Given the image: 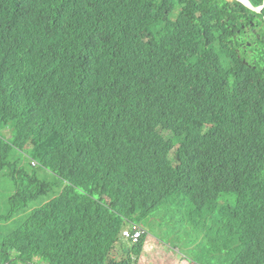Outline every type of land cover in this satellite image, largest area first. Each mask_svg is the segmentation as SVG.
<instances>
[{"label":"trees","instance_id":"obj_1","mask_svg":"<svg viewBox=\"0 0 264 264\" xmlns=\"http://www.w3.org/2000/svg\"><path fill=\"white\" fill-rule=\"evenodd\" d=\"M235 6L0 0V264H138L127 221L264 264V41L233 50Z\"/></svg>","mask_w":264,"mask_h":264},{"label":"rangeland","instance_id":"obj_2","mask_svg":"<svg viewBox=\"0 0 264 264\" xmlns=\"http://www.w3.org/2000/svg\"><path fill=\"white\" fill-rule=\"evenodd\" d=\"M263 27V28H262ZM142 36H145L144 34V29L142 28ZM259 34H255L253 35V39L252 40H263L264 37V25L260 24V29L258 30ZM257 31V32H258ZM256 42L258 43V41L256 40ZM259 44V43H258ZM262 44H264V42H262ZM0 134L7 137L8 140H10L12 138V127H8L5 130H0ZM165 136H170L171 133H165ZM35 164L33 165H37L36 162H34ZM0 179L3 181V184L5 186L10 185V182L7 180V178L5 177H0ZM47 181L50 183H57L59 184V180L52 174H49L47 176ZM7 209V211H6ZM10 206L7 203L5 206H1L0 207V215H6L9 212ZM17 221H19V219H17ZM16 222H11L7 225L2 226L0 224V233L1 232H7L8 230L12 229L15 226ZM144 227L146 228V232L148 234V236L146 238L149 237H157L158 239V245H156L155 248V252H167L170 251V248H178L179 251L184 252L186 255L192 256L193 258H195V261L197 264H203L204 259L200 258L197 256V254L194 252V247H193V242L189 239V238H185L183 237H179L177 234H173V231L170 230L168 227L166 226H160V225H155L153 223H151L150 221H146L143 223ZM123 246H118L116 248V251L118 252L119 259H122L123 256V251H122ZM145 250H147V247H144V252ZM147 252V251H146ZM151 257H155L154 255H148V253H143L142 258L139 260V264H146L148 259L151 260ZM152 262V260H151ZM153 264V262H152ZM167 264H174L172 261H169Z\"/></svg>","mask_w":264,"mask_h":264},{"label":"flooded vegetation","instance_id":"obj_3","mask_svg":"<svg viewBox=\"0 0 264 264\" xmlns=\"http://www.w3.org/2000/svg\"><path fill=\"white\" fill-rule=\"evenodd\" d=\"M261 6L262 5L257 6L255 8H260ZM238 8H239L238 6L237 7L235 6V7H232L231 9L227 10V11L231 12V14H232V16H233V18L237 24L233 23L232 26L227 27V29H231V27L233 29L229 31L230 35L226 36V38L228 39V42L230 43V46L237 53L240 51V47H242L243 40H245L246 43L251 44V41L253 39V35L254 34L257 35L259 33L258 30L260 29V24L264 25V17H262V15L264 14V10H262V12L260 14H257V13H254V12L248 10V8H245L243 6L244 9H246V10L252 12L253 14L257 15V16H254V15L246 14L243 10H240ZM239 16L244 17V19L239 20ZM250 19H252V20H250ZM221 24H223V21L221 22ZM238 24H239V26H238ZM248 24L250 25L249 27L246 26ZM237 26H238V28H236ZM263 41H264V37H263ZM259 47L262 50H264V47H261V46H259ZM244 61L245 62L251 61L253 63H256V61H257L258 63H262L263 65H261V67L264 70V61H262L261 59L245 58ZM261 74H264V71H261Z\"/></svg>","mask_w":264,"mask_h":264},{"label":"clouds","instance_id":"obj_4","mask_svg":"<svg viewBox=\"0 0 264 264\" xmlns=\"http://www.w3.org/2000/svg\"><path fill=\"white\" fill-rule=\"evenodd\" d=\"M226 1H228L230 3L235 2V1H231V0H226ZM248 1H250V0H248ZM235 3H237V2H235ZM249 3L255 8V6L251 3V1ZM237 4H239V3H237ZM239 5H241V4H239ZM260 8L262 10H264V0H263V3H262V6ZM27 112L28 111L26 110L25 113L27 114ZM12 137H13V134H12ZM143 223L144 222H142V221H140V222L127 221L125 223L124 227L122 228L120 234H119L118 240L116 241L117 247L118 246L127 245V251H128L129 247L135 246L142 239L145 238L144 247L146 246L147 250H145V252L143 250V253H145V254L149 253V255H154L155 253H158V252H155L156 245H158V239H157L156 235H155V237L146 238L148 236V234L146 232V228L144 227ZM192 234H193V230H192V232H190V234L188 236H184V237L190 239L192 237ZM178 236L179 237H183V235H178ZM149 246H151L150 251H148V247ZM127 251H126V254H125V258L127 256ZM169 252L176 253L177 255H183V256H185V260L186 261L193 262V264H196L195 260H194V258L192 256L186 255L184 252L179 251L178 248H176V247L175 248H170ZM143 253H142V255H143ZM122 258H124V253H123ZM141 258H142V256H141Z\"/></svg>","mask_w":264,"mask_h":264},{"label":"crops","instance_id":"obj_5","mask_svg":"<svg viewBox=\"0 0 264 264\" xmlns=\"http://www.w3.org/2000/svg\"><path fill=\"white\" fill-rule=\"evenodd\" d=\"M150 248L151 246L148 247V251H150ZM151 260L153 264H167L169 261H172L174 264H193V262L186 261L185 256L177 255L176 253L169 251L155 253V257H151ZM151 260L148 259L146 264H152Z\"/></svg>","mask_w":264,"mask_h":264},{"label":"water","instance_id":"obj_6","mask_svg":"<svg viewBox=\"0 0 264 264\" xmlns=\"http://www.w3.org/2000/svg\"><path fill=\"white\" fill-rule=\"evenodd\" d=\"M231 1H235L239 4H241L242 6H244L245 8H248V10L254 12V13H257V14H260L262 12V9L261 8H254L248 0H231Z\"/></svg>","mask_w":264,"mask_h":264},{"label":"bare ground","instance_id":"obj_7","mask_svg":"<svg viewBox=\"0 0 264 264\" xmlns=\"http://www.w3.org/2000/svg\"><path fill=\"white\" fill-rule=\"evenodd\" d=\"M15 261V260H14ZM17 261V260H16Z\"/></svg>","mask_w":264,"mask_h":264}]
</instances>
